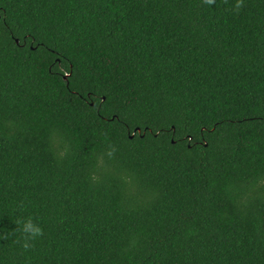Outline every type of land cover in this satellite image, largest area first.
Here are the masks:
<instances>
[{
	"label": "trees",
	"instance_id": "trees-1",
	"mask_svg": "<svg viewBox=\"0 0 264 264\" xmlns=\"http://www.w3.org/2000/svg\"><path fill=\"white\" fill-rule=\"evenodd\" d=\"M234 4L0 0V264H264V0Z\"/></svg>",
	"mask_w": 264,
	"mask_h": 264
},
{
	"label": "clouds",
	"instance_id": "clouds-1",
	"mask_svg": "<svg viewBox=\"0 0 264 264\" xmlns=\"http://www.w3.org/2000/svg\"><path fill=\"white\" fill-rule=\"evenodd\" d=\"M216 0H203V3L206 5H213L215 4ZM227 2V0H225ZM244 7V0H235V4L233 6V10L236 13ZM116 148L114 145H109L106 155L111 158L114 156ZM18 207L22 210L23 209V201L20 202ZM17 225L16 231L20 233V238H18L15 243L19 244L23 249L27 250L33 246L31 243L35 241L38 237H42L44 235L43 228L36 222H34L32 217L23 218L18 217L15 221ZM7 238L6 236L4 237Z\"/></svg>",
	"mask_w": 264,
	"mask_h": 264
},
{
	"label": "water",
	"instance_id": "water-1",
	"mask_svg": "<svg viewBox=\"0 0 264 264\" xmlns=\"http://www.w3.org/2000/svg\"><path fill=\"white\" fill-rule=\"evenodd\" d=\"M15 41H16V43H18V42H19V40H18V39H15ZM66 76H67V75H64V79L66 78Z\"/></svg>",
	"mask_w": 264,
	"mask_h": 264
}]
</instances>
